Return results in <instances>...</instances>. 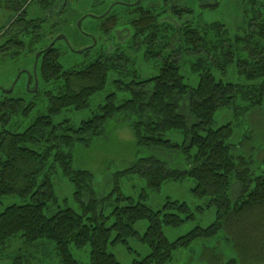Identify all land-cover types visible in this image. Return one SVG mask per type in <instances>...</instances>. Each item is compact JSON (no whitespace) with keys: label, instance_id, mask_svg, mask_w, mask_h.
Listing matches in <instances>:
<instances>
[{"label":"trees","instance_id":"1","mask_svg":"<svg viewBox=\"0 0 264 264\" xmlns=\"http://www.w3.org/2000/svg\"><path fill=\"white\" fill-rule=\"evenodd\" d=\"M57 1L5 0L7 11L14 15L22 13L20 18L28 17L29 4L36 5L32 13L46 17L41 23H48L45 37L53 36L46 47L58 35L66 33L67 26L71 34H64L69 46L58 41L41 59L38 94H27L26 98L6 96L0 101V201L17 197L25 202L12 204L0 212V259L5 257L13 240L21 239L29 248L41 241L54 243L60 264H80L73 256V247H90V264H122L109 252L110 246L128 245L130 240L139 239L149 254L133 264H168L177 251L217 237L231 218L239 219L256 208L264 209V165L263 171L255 176L247 160L234 155L233 126L213 128L220 110L249 111L263 104L264 46L254 41L252 33L256 29L264 40V0H250L245 5L246 19L250 18L245 24L248 35L236 38L230 37L223 24L204 28L193 20L183 23L184 16L192 15L193 9H178L176 4L170 11L167 4L162 8L156 0H145L130 9L117 6L107 16L84 23L83 31L89 32V27H93L90 32L97 44L81 55L71 50L79 48L71 40L81 45V49L93 41L87 38L90 43L84 45L86 37L77 28L78 20L87 13L103 15L108 8L94 12L89 4L88 10L81 11L74 23ZM205 1L197 0L195 4L204 6ZM86 4L79 2L82 8ZM58 9L61 14L55 15L62 21L48 22L47 13ZM165 17L183 24L173 28ZM20 18L11 26L8 43H17L26 33ZM125 19L131 37L127 42L117 43L111 51L109 48L116 39L114 33ZM28 22L29 26L37 23ZM7 25L0 33L6 31ZM16 26L18 29L14 31ZM39 36L30 33L31 53L44 40ZM2 48L0 59L5 54ZM128 50H134L130 55H140L147 63L161 62L157 66L158 74L141 78L134 67L136 60ZM183 54L196 58L193 69L200 73L197 87L188 85L182 75ZM66 55L75 56L76 60L67 61ZM234 62L245 84L219 81L207 67L225 68ZM110 84L115 91L105 97L103 104H98L89 119L77 127L69 119L59 120L67 112L91 111L94 98ZM40 107L45 113H38L23 132L11 131H15L11 129L15 119L25 118ZM119 118L129 122L139 148L154 155L140 159L120 177L139 175L151 191H160L166 182L192 179L196 184L195 195L208 201L205 209L217 210L215 223L207 228L197 227L172 242L165 236L164 227L178 228L194 220L186 203L168 201L162 210L154 211L124 196L119 187L115 189L118 196L114 200L93 196V175L75 170L68 150L76 143L86 145L102 136L105 126ZM169 134L181 136L182 141L169 139ZM164 153L171 154V158L167 156L170 162L161 158ZM58 168L74 185V199L80 204V212L66 208L51 216L46 214L49 205L57 202L53 173ZM236 184L240 192L232 197ZM107 209H111L108 215ZM142 221L148 223L144 236L136 230ZM18 260L30 261L28 257ZM225 264L240 263L232 259Z\"/></svg>","mask_w":264,"mask_h":264},{"label":"rangeland","instance_id":"2","mask_svg":"<svg viewBox=\"0 0 264 264\" xmlns=\"http://www.w3.org/2000/svg\"><path fill=\"white\" fill-rule=\"evenodd\" d=\"M60 1L62 4L64 3L63 0H58L57 5H59ZM95 1L101 2V0ZM108 1L133 3L135 0ZM158 1L164 2L163 0ZM81 2L87 3L84 8L78 5L76 13H69L74 23L78 18V14L80 15L81 11L82 13L86 12L90 4L89 0H81ZM167 2H169V5L176 4L175 6L178 9L184 7L193 9L194 13L192 15L184 16L183 23L193 20L197 26L201 25L204 28H208L210 25L212 27L216 24H223L227 27L231 38L238 36L245 37L248 35L245 24L246 20L248 21L250 18L246 19L244 7L248 5L250 0H206L204 6H201V4L196 5L197 0H168ZM28 6L30 7L29 20H34L37 23H34L33 26H27L26 31L28 33L25 37L29 40L28 38L32 32L35 36L41 35L39 36L40 39L43 38L44 40L35 45L37 50L35 49L33 53H31L32 50L28 45L29 56H31L30 63L24 65L20 59L18 47L14 49L9 48L11 43H8L9 35L13 29L11 26L15 24V19L18 15L9 13L5 7V0H0V29L9 24L7 25L6 31L0 33V48L3 47L1 50H5V54L0 59V62L2 61L0 63V78L7 72L8 76H10L9 80L11 79L10 82L15 79L21 68L26 67L33 70L35 53L46 47L49 44L48 40H50V37H53H45L44 33L48 30V23L43 24L41 22L46 20V17L40 18V16L32 13L36 6L35 4H29ZM93 9L92 7L91 11ZM124 12L126 13L127 11ZM55 14L56 10L48 12L46 16H50V18L47 17V21L60 23L62 19L56 17L57 14ZM165 19H168L170 26L173 28L176 27V29L183 24L181 21L178 22L175 19H170V17H165ZM90 22L92 21L88 19L85 21V23ZM17 29L16 26L14 31ZM253 30L255 31L252 33L254 41L264 46V40L258 36V31L256 29ZM70 31L67 26L66 33L64 32L62 35L71 34ZM114 36L116 39L113 43L114 45H111L109 48L111 51L115 49L114 46L117 43H124L130 39V26L128 25L127 19L122 22V25L116 30ZM84 40V45L90 43L87 38ZM71 41L75 47H79L75 48L76 51L84 50V48H80L81 45L74 43L73 40ZM78 41L81 42V40ZM133 51L128 50L127 52L130 55ZM130 56L136 60L134 67L141 73V78L146 79L158 74L157 69L161 62L147 63L143 61L140 55L131 54ZM245 56L246 54H243V57ZM66 58L67 61L76 60V57L71 55H66ZM181 60L182 75L185 77L186 83L191 87H197L200 81V73L195 72L193 69L196 58L183 54ZM207 67L213 71V74L219 81L246 83L245 79L239 76L235 62L225 68L218 67L213 69L210 65H207ZM22 73L23 71L20 74ZM6 79L4 78V83L7 81ZM26 80L27 78L24 76L20 82L22 87L19 85L14 94L11 92L9 96L12 97L15 95L16 97L26 98L28 94L25 91ZM111 84L105 91L94 98L91 111L67 112L59 120L69 119L72 125L77 127L84 120L89 119L92 113L97 111L98 104H103L105 97L115 91L114 86ZM39 92L40 85L37 94ZM2 98L3 96H0V101ZM29 113V116L17 118L12 122L11 129H15V131L11 130L12 132H23L33 123L38 113H45V109L40 107L34 112L31 111ZM227 124H231L234 129V136L231 140V143L236 146L234 155L247 160L251 172L255 176H258L263 171L264 165V101L262 106L251 108L249 111H244V109L243 111H240V109L239 111L235 109L220 110L215 116L213 128L217 129ZM168 137L174 141H182L181 136L175 137L173 134H169ZM68 152L73 156L75 170L86 171L93 175V196L96 199H116L118 195L115 189L119 187L124 196L132 198L136 202H142L154 211L162 210L168 201H178L189 205L195 216L194 220L187 221L178 228L164 227L165 236L172 242L187 235L197 227L207 228L216 222L217 210L213 207L205 209L208 201L195 195L194 189L196 184L192 179H187L182 183L166 182L160 191H151L148 189L146 180L139 175L120 177L119 174L125 173L133 168L140 159L154 156L153 153L139 148L131 125L129 122L123 121L122 118L109 122L104 128V134L102 136L93 139L86 145L76 143ZM167 156L171 158V154L168 153H164L161 158L170 162L171 159ZM53 183L56 190L57 202L49 205L46 214L51 216L53 213L66 208L80 212V204L74 199L75 187L68 178L62 175L59 168L53 173ZM233 189L232 197L238 196L240 192L239 185L236 184ZM87 199L86 197V201ZM12 204L23 205L25 202L19 200L17 197L4 198L0 201V212ZM110 212L111 209H107L105 213L108 215ZM147 228L148 223L146 221L139 222L136 225V230L140 236H144ZM37 245L29 248L24 244L23 240H13L10 246L7 247L5 257L0 259V264H60L54 243L41 241ZM90 251V247L83 249L72 248L73 256L80 264H90ZM109 252L114 254L122 264H133L135 261H139L149 254L148 249L139 239L130 240L128 245L110 246ZM20 257H28L30 261L19 262L18 259ZM232 259H236L240 264H264V209L256 208L247 212L245 216L239 219L231 218L224 225L223 231L217 237L210 240H200L188 249L177 251L174 255V260L168 264H225Z\"/></svg>","mask_w":264,"mask_h":264},{"label":"flooded vegetation","instance_id":"3","mask_svg":"<svg viewBox=\"0 0 264 264\" xmlns=\"http://www.w3.org/2000/svg\"><path fill=\"white\" fill-rule=\"evenodd\" d=\"M158 0L155 1V3L157 2ZM164 2L162 1H159V6H162V8L165 6V4L168 5V9L170 11V9H172L173 5H169L167 2L168 0H166V3H165V0H163ZM170 1V0H169ZM63 4L59 3L58 6H62V10H65L66 13L65 15L68 13H76L77 10L76 8L78 7L79 5V2H81L80 0H63ZM90 2V6H93V10L92 11H100L102 12V10L107 7V11L105 12V14L103 15H99V14H93V13H87L86 15H84L83 17L80 18V20L82 18H84L85 16H88V15H94L96 16V18H86L83 22H82V31L81 33L83 34L84 37L90 39L93 41V44L92 45H88V46H85L84 47V51L86 52L88 49H91L93 48L95 44V41H96V44H97V39L95 38V36L90 32L92 31V28L89 27V32L88 31H83V27H84V23L87 19H94V20H99L101 18H103L104 16H107L111 11H113L115 9V7L117 6H122V7H125V8H133V7H136V6H140L143 2V0H141V3L139 5H136V3L138 2V0H135L133 3H121V2H118L116 3L115 1L114 2H111V1H108V0H101V2H96L95 0H89ZM98 3V4H97ZM110 4V5H109ZM157 4V3H156ZM109 5V6H107ZM158 5V4H157ZM98 12V13H100ZM56 13H60L61 14V10H56ZM59 14V15H60ZM169 15V14H168ZM167 15V16H168ZM21 14H19L17 16V18H20ZM16 18V19H17ZM15 19V20H16ZM30 18L28 17H21L20 20H21V24H22V29L23 30H27V26H29V20ZM78 20V22L80 21ZM78 22H77V25H78ZM78 28V27H77ZM79 29V28H78ZM80 31V30H79ZM4 33V32H3ZM28 32L26 31V33H24L22 36H20V41H18L17 43H15L14 41L11 42V46H9V48L11 47L12 49L14 48H17L19 50V55H20V59L22 61V64L24 65H28L30 63V57L29 56V52H28V48H29V43H28V40H27V37H25V35L27 34ZM58 37V36H57ZM56 37V38H57ZM55 38V40H56ZM54 40V41H55ZM53 41V42H54ZM53 42L49 45V47L53 44ZM58 42V41H57ZM56 42V43H57ZM63 42H66V44L69 46L70 45V42H68V40L66 41H63ZM55 43V44H56ZM55 44H53V46L51 48H53L55 46ZM108 45H110V43H108ZM49 47H46V48H43L41 50H39L38 52L35 53V56H34V66H33V70H30V68H21L19 71H18V74L17 76L15 77V79L10 82L9 80V77L7 72L4 73V76H2L0 78V96H3L6 97V96H9L11 95V93H8L10 90H13L12 91V94H14L16 88L20 85V82L21 80L23 79L24 76H26L27 80H26V87H25V91L28 93V94H37V92L39 91V85H40V81H39V63L41 61V59L43 58V56L45 55V53L47 52L48 48ZM109 47V46H108ZM75 50V49H74ZM4 52V51H3ZM84 52V53H85ZM41 53L40 57L38 58V61H37V66H36V58H37V55ZM2 63V61L0 62ZM37 67V69H36ZM23 71V73L21 74V76L18 78L19 74ZM4 78H7L6 82L4 83ZM17 81V82H16ZM8 82H10L9 84H7ZM4 83V84H3ZM21 86V85H20ZM22 87V86H21Z\"/></svg>","mask_w":264,"mask_h":264},{"label":"water","instance_id":"4","mask_svg":"<svg viewBox=\"0 0 264 264\" xmlns=\"http://www.w3.org/2000/svg\"><path fill=\"white\" fill-rule=\"evenodd\" d=\"M141 3V0H138V2L136 3V5H139ZM96 18V16H94V15H88V16H85L84 18H82L79 22H78V25H77V27L79 28V30L80 31H82V22L86 19V18ZM67 40V38H66V36H64V35H60V36H58L57 38H56V40L53 42V44H55L57 41H66ZM53 44L48 48V49H50L52 46H53ZM94 45H96V41H95V44ZM71 48V47H70ZM71 50L74 52V53H76V54H84V50L83 51H76V50H74V49H72L71 48ZM40 55H41V53H39L38 55H37V58H36V64H37V61H38V58L40 57ZM21 76V74H19V76H18V78ZM17 82V81H16ZM13 90H10L8 93H11Z\"/></svg>","mask_w":264,"mask_h":264}]
</instances>
